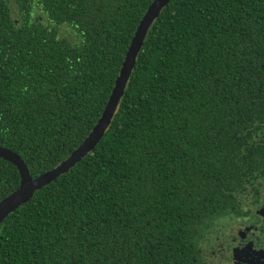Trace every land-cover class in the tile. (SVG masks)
<instances>
[{"label":"trees","instance_id":"trees-1","mask_svg":"<svg viewBox=\"0 0 264 264\" xmlns=\"http://www.w3.org/2000/svg\"><path fill=\"white\" fill-rule=\"evenodd\" d=\"M153 1L0 0V147L33 178L96 125ZM19 180L0 159V201ZM263 186L264 0H171L102 140L0 225V264H206Z\"/></svg>","mask_w":264,"mask_h":264},{"label":"water","instance_id":"water-1","mask_svg":"<svg viewBox=\"0 0 264 264\" xmlns=\"http://www.w3.org/2000/svg\"><path fill=\"white\" fill-rule=\"evenodd\" d=\"M170 1L154 0L146 10L131 39L111 95L100 118L84 141L65 160L55 168L33 178L20 156L8 149L0 147V159L14 166L20 178L18 187L0 201V225L10 214L30 201L37 191L49 185L79 164L102 140L122 100L129 77L148 31L155 19Z\"/></svg>","mask_w":264,"mask_h":264},{"label":"flooded vegetation","instance_id":"flooded-vegetation-1","mask_svg":"<svg viewBox=\"0 0 264 264\" xmlns=\"http://www.w3.org/2000/svg\"><path fill=\"white\" fill-rule=\"evenodd\" d=\"M257 200L208 242L206 264H264V186Z\"/></svg>","mask_w":264,"mask_h":264}]
</instances>
